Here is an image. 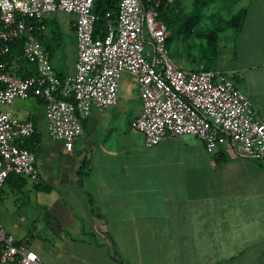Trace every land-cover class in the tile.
Returning a JSON list of instances; mask_svg holds the SVG:
<instances>
[{
  "label": "crops",
  "instance_id": "0c3cea01",
  "mask_svg": "<svg viewBox=\"0 0 264 264\" xmlns=\"http://www.w3.org/2000/svg\"><path fill=\"white\" fill-rule=\"evenodd\" d=\"M245 5L241 27L214 66L230 72L261 116L264 0ZM45 17L53 66L59 76L73 73L76 15ZM22 65L15 60L10 68L18 74ZM141 107L139 87L124 73L118 103L94 105L85 134L68 150L46 130L44 100L15 99L10 109L32 119L41 136L40 180H26L20 189L12 179L0 186L6 230L26 240L46 264H264V154L244 155L231 140L209 149L190 133L166 135L147 147L132 126ZM16 193L18 218L32 200L35 207L28 210L40 221L22 234L9 218Z\"/></svg>",
  "mask_w": 264,
  "mask_h": 264
},
{
  "label": "built area",
  "instance_id": "2783aa9c",
  "mask_svg": "<svg viewBox=\"0 0 264 264\" xmlns=\"http://www.w3.org/2000/svg\"><path fill=\"white\" fill-rule=\"evenodd\" d=\"M146 1L145 6L143 0H120L117 23L108 26L104 37H96L94 0H0V56L10 51V42L24 39L23 54L36 68L35 74L23 77L0 59V186L11 173L40 180L38 156L24 144L35 124L15 116L10 109L15 99H45L48 134L71 150L85 134L93 106L118 103L124 73L139 87L142 107L132 126L143 134L147 147L166 135L190 133L209 149L231 140L244 155L264 154V115L258 116L229 71L203 65L191 69L175 60L168 26L159 16L161 0ZM57 11L76 15L78 58L75 71L65 76L57 74L35 34L45 26L27 21H41ZM0 262L46 264L1 222Z\"/></svg>",
  "mask_w": 264,
  "mask_h": 264
},
{
  "label": "trees",
  "instance_id": "16d2710c",
  "mask_svg": "<svg viewBox=\"0 0 264 264\" xmlns=\"http://www.w3.org/2000/svg\"><path fill=\"white\" fill-rule=\"evenodd\" d=\"M207 1L208 0H194L193 1L194 9L193 12L191 13H186L183 10V7L181 5V0H174L168 3L167 0L160 1V4L158 6L159 16L166 22L168 26V30L170 32L168 45L170 48V53L175 60L181 62L178 58H176L173 55L171 49V43L176 37L183 34H187L191 30L193 24L199 19V15L201 14V9L204 6V4L207 3ZM222 1L226 9L232 10V15H230V17L225 21L226 25L230 28V31H228L225 34V38L227 42L230 40L232 33L237 32L243 23V19L246 13V5H245L246 3L244 5H241L239 9L233 10V5L239 2V0H222ZM119 3L120 0H94V11L98 16L95 24L94 36L104 37L107 34L108 26L110 24L117 23ZM143 3L146 6L147 1L143 0ZM108 12H110L109 16L107 15ZM27 21L29 23L32 22L34 25L43 24L46 27V25L49 24L50 19L44 17L41 21H39L36 18H27ZM223 28H224L223 26L214 28L206 33L205 35L206 44L201 53L202 63H198L197 65L191 66L189 68L191 69L198 68L200 65H203L205 69L217 68L214 65L216 64L217 59L221 53L218 47V43H219L218 34ZM35 34L38 37V39L42 42V44H44L46 49L49 52H51L52 37L47 36L44 29L41 28H37L35 30ZM24 44H25L24 39H15L14 41L10 42V51L6 54L1 55L0 59L8 62V68L11 71L13 69H11L10 66L12 65L13 62H15V60L20 64H23L22 68L18 70V74L23 77H28L36 73V68L33 63H31L25 58L23 54ZM26 60L31 64L24 63ZM181 64L184 67H186L182 62ZM39 99L45 101V99H43L42 97H39ZM24 144L32 151H34L36 154L38 151L41 150V145H42L41 136L36 129L35 132L32 134V136L26 139ZM82 172L83 171L80 169L79 170L80 176L82 175ZM7 179H12L17 189H20V187L24 185L25 181L27 180L26 177L14 173H11L7 177ZM35 187L38 189L49 190V186L46 184L40 185L39 183H35Z\"/></svg>",
  "mask_w": 264,
  "mask_h": 264
},
{
  "label": "rangeland",
  "instance_id": "374dc122",
  "mask_svg": "<svg viewBox=\"0 0 264 264\" xmlns=\"http://www.w3.org/2000/svg\"><path fill=\"white\" fill-rule=\"evenodd\" d=\"M193 1L194 0H181V5L186 13L193 12ZM247 1L248 0H239V2L233 5V10L239 9V7L244 5ZM49 15L50 14L47 16ZM230 15H232V10L226 9L222 0H208L202 7L199 19L193 24L191 30L187 34L176 37L171 43L173 55L188 68L197 65L198 63H202L201 53L206 44V33L211 29L223 26L224 28L218 34V47L222 53L226 47L225 34L230 31V28L226 25L225 21ZM24 63L31 64L27 60ZM20 198V194L16 193V195H14L15 200L12 198L9 208V212L13 213L11 215L9 214L10 222H14L17 234H22L29 230L32 231L34 228L33 226L40 223V221L34 219L36 217V212L28 210L30 206L35 207L32 200L25 205V215L22 218H18L15 211L19 208ZM14 216L16 217V220H11V218H15Z\"/></svg>",
  "mask_w": 264,
  "mask_h": 264
}]
</instances>
